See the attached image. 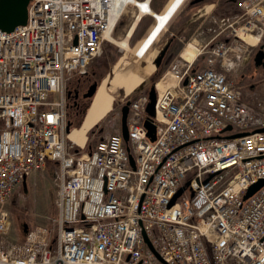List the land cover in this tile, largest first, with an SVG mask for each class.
Returning <instances> with one entry per match:
<instances>
[{
  "label": "built area",
  "instance_id": "obj_1",
  "mask_svg": "<svg viewBox=\"0 0 264 264\" xmlns=\"http://www.w3.org/2000/svg\"><path fill=\"white\" fill-rule=\"evenodd\" d=\"M115 3L30 0L25 24L0 28V264H264V184L244 200L264 179V101L238 81L264 51V0H235L192 60L171 62L155 140L143 90L127 100L128 140L120 127L85 149L68 137V97ZM52 161L57 215L13 240L10 199Z\"/></svg>",
  "mask_w": 264,
  "mask_h": 264
},
{
  "label": "rangeland",
  "instance_id": "obj_2",
  "mask_svg": "<svg viewBox=\"0 0 264 264\" xmlns=\"http://www.w3.org/2000/svg\"><path fill=\"white\" fill-rule=\"evenodd\" d=\"M169 1L151 0L150 4L154 10H162ZM191 1L186 0L171 19L161 37L151 47L146 56L147 61L139 66V71L145 72L150 64L155 65V58L160 50L169 39L173 38L162 64L159 67L155 65L154 72L146 76L145 80L137 89L129 95L119 98L109 113L89 130L88 138L84 146L85 149L92 147L98 140L105 136L115 133L121 127V108L123 104L128 99L137 97L141 91L147 90L152 85H155L157 80L168 71L171 62L180 57V53L187 43L192 42L195 44L193 39L197 35L189 34L188 31L182 39L176 36V29L180 22V17H182L180 13L191 6H193L191 9L196 6V4H191ZM138 14L139 8L137 6L133 4L127 5L114 28V37L117 39L124 38ZM153 22V16L144 14L142 20H140L136 27L137 29L130 36L129 43L133 45L137 39L145 35ZM193 24L191 29H189L191 32H195L194 28L196 23ZM123 55H125L123 60L125 62L131 54L123 51L119 45L108 39H104L103 50L90 64L88 74L84 77H77L74 85H71V88L74 86L75 90L68 97L67 126L71 128L81 124L91 99L90 97H85L84 93L88 91L90 85L94 82H97L99 86L105 76L109 74L115 62ZM241 72L243 76L242 78L239 77L238 81L242 88L264 101V67H257L254 62H250L241 69ZM61 181L62 174L60 166L57 162L52 161L47 163L44 169L30 175L17 187L14 196H12L9 202V210L12 217L10 237L13 240H22L26 231L31 227L36 225H49L51 223L52 218L58 212L57 197Z\"/></svg>",
  "mask_w": 264,
  "mask_h": 264
},
{
  "label": "bare ground",
  "instance_id": "obj_3",
  "mask_svg": "<svg viewBox=\"0 0 264 264\" xmlns=\"http://www.w3.org/2000/svg\"><path fill=\"white\" fill-rule=\"evenodd\" d=\"M185 1L170 0L162 10H154L149 0H116L111 10L110 30L115 28L127 5L133 4L139 8V14L134 19L124 38L117 39L109 32L106 35L109 41L119 45L123 51L129 52L131 55L125 62H123L125 55L115 62L109 74L105 76L99 84L96 93L90 99L89 107L81 124L71 127L68 137L79 147L85 146L89 130L109 113L116 101L137 89L145 80V77L154 72V64H150L145 72L139 71V66L147 61L146 56L151 47L161 37L167 25ZM148 13L153 16L154 22L147 33L131 45L128 41L130 36L134 33L142 14ZM195 46L192 42L187 43L182 51V56L192 60L196 55ZM173 78L171 73H167L157 80V86L164 88L174 82Z\"/></svg>",
  "mask_w": 264,
  "mask_h": 264
},
{
  "label": "water",
  "instance_id": "obj_4",
  "mask_svg": "<svg viewBox=\"0 0 264 264\" xmlns=\"http://www.w3.org/2000/svg\"><path fill=\"white\" fill-rule=\"evenodd\" d=\"M203 0H194L193 2H200ZM30 0H0V28L6 31H12L17 25L25 24L27 22L28 17V4ZM173 38L169 39L165 46L160 50L159 54L155 58V65L159 67L171 45ZM255 63L257 65H264V51L259 50L255 55ZM98 88V83L94 82L90 85L88 91L84 93L85 97L92 98L96 93ZM149 101L146 106V111L148 113V117L145 120V126L148 130V135L151 137L152 140L156 138V125L152 120V117L156 114V88L155 85H152L148 90ZM122 117H121V125H122V135L125 140H128L129 133H128V124H127V117L129 112V101L123 104L122 108ZM264 130V129H263ZM70 131V127L67 126V132ZM131 163L134 166V160L131 157ZM264 184V179L260 180L259 182L253 184L246 192L244 196V200L254 194L262 185ZM184 188H181L179 192L174 196L171 203L172 204L178 194H180ZM27 230V228H26ZM147 239V238H146Z\"/></svg>",
  "mask_w": 264,
  "mask_h": 264
},
{
  "label": "crops",
  "instance_id": "obj_5",
  "mask_svg": "<svg viewBox=\"0 0 264 264\" xmlns=\"http://www.w3.org/2000/svg\"><path fill=\"white\" fill-rule=\"evenodd\" d=\"M196 4L194 8L185 9L180 13V22L176 29V36L179 39L184 38L187 33L194 34L193 41L198 45H203L215 33L216 30L221 28L220 20L222 17L233 16L238 12L235 5V0H204L200 2H193ZM195 24L194 31L189 29ZM181 35V36H179Z\"/></svg>",
  "mask_w": 264,
  "mask_h": 264
},
{
  "label": "trees",
  "instance_id": "obj_6",
  "mask_svg": "<svg viewBox=\"0 0 264 264\" xmlns=\"http://www.w3.org/2000/svg\"><path fill=\"white\" fill-rule=\"evenodd\" d=\"M142 20V19H141ZM137 29V28H136Z\"/></svg>",
  "mask_w": 264,
  "mask_h": 264
}]
</instances>
